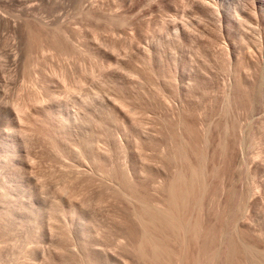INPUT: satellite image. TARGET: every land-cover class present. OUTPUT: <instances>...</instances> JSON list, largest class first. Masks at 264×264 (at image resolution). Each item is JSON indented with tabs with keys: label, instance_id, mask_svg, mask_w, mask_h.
Instances as JSON below:
<instances>
[{
	"label": "rangeland",
	"instance_id": "1",
	"mask_svg": "<svg viewBox=\"0 0 264 264\" xmlns=\"http://www.w3.org/2000/svg\"><path fill=\"white\" fill-rule=\"evenodd\" d=\"M260 2L0 0V264H264Z\"/></svg>",
	"mask_w": 264,
	"mask_h": 264
},
{
	"label": "bare ground",
	"instance_id": "2",
	"mask_svg": "<svg viewBox=\"0 0 264 264\" xmlns=\"http://www.w3.org/2000/svg\"><path fill=\"white\" fill-rule=\"evenodd\" d=\"M202 2H203V1H202ZM210 8H211V7H210ZM211 9H215V8H211ZM216 9H217V8H216ZM208 10H209V9H208ZM252 10H253V9H252ZM254 10H255V9H254ZM258 10H262V12H263V14H264V0H262V3L260 2V7H258ZM212 12H215V14H216V16H217V19H218V21H217V20H216V21L220 24V23L222 22V18H220V16H219V15H220L219 12H218L217 10H214V11L212 10ZM252 12H253V11H252ZM254 12H255V11H254ZM218 14H219V15H218ZM236 16H237V15H236ZM236 16H235V19L238 20V17H236ZM235 19H234V20H235ZM219 30H220V29H219ZM258 32H259V31H258ZM258 32H257V33H258ZM219 33H220V32H219ZM179 35H180V34H179ZM175 37H176V40H179V36H178V35H175ZM257 42H258V41H257ZM260 43H261V42H260ZM260 43H258V44H260ZM262 44H263V43H262ZM219 45H220V44H219ZM257 46H258V45H257ZM260 46H261V45H260ZM221 48H222V47H221ZM258 48H259V47H258ZM145 49H146V48H145ZM222 49H223V48H222ZM226 49H228V48H226ZM218 50H219V48H218ZM262 50H263V49H262ZM215 51H216V50H215ZM151 54H152V51L149 50V49H148V50H145V51L143 52V55H145V56L148 57L149 59H151V58H150V56H152ZM229 54H230V53H229ZM145 59H147V58H145ZM229 62H230V61H229ZM2 68H3V66H2ZM1 70H2V69H1ZM229 81H231V80H229ZM232 88H233L232 84H228L227 87H226V90H227V91L225 90L226 94H230L231 91H232ZM72 112H74V111H72ZM76 112H77V111H76ZM76 112H74L73 114H70V113H69V114L71 115L70 117H72V118L74 117V118H73L74 120H76V119L78 118ZM67 116H69V115H67ZM67 118H68V117H67ZM64 119H65V118H64ZM56 120H57V119H56ZM66 120H67V119H66ZM70 121H71V119H70ZM57 122H59V124H61V123L63 124V121H62V120H59V121H57ZM57 122H56V125L58 124ZM59 124H58V125H59ZM64 124H65V123H64ZM61 126H62V125H61ZM59 127H60V125H59ZM61 128H62V127H61ZM2 147H3V146H2Z\"/></svg>",
	"mask_w": 264,
	"mask_h": 264
}]
</instances>
